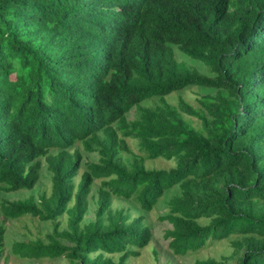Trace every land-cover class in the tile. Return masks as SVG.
Segmentation results:
<instances>
[{
  "label": "trees",
  "instance_id": "obj_1",
  "mask_svg": "<svg viewBox=\"0 0 264 264\" xmlns=\"http://www.w3.org/2000/svg\"><path fill=\"white\" fill-rule=\"evenodd\" d=\"M192 86L197 107L166 100ZM41 159L48 195L1 198L0 259L5 220L31 216L51 229L17 256L128 264L153 233L113 197H166L173 254L235 235L196 264H264V0H0V192L33 189Z\"/></svg>",
  "mask_w": 264,
  "mask_h": 264
},
{
  "label": "rangeland",
  "instance_id": "obj_2",
  "mask_svg": "<svg viewBox=\"0 0 264 264\" xmlns=\"http://www.w3.org/2000/svg\"><path fill=\"white\" fill-rule=\"evenodd\" d=\"M176 58L179 60H186L190 64H195L191 60L185 58L180 51L175 49ZM198 66V65H197ZM174 91L166 96V100L172 104H177L178 97L183 98L194 106H198L197 98L200 96V89L198 87L192 86L188 87L180 92ZM133 109L129 114V117L133 113ZM195 125L199 124V121L192 118ZM126 141L130 149L137 154H142L139 151V140L137 138H126ZM78 148L81 149V144L78 142L76 144ZM85 159L97 160L98 155L84 154ZM42 172L39 182L36 186L31 189L17 190L7 194L0 192V201L2 197H6L10 200L17 198H25L30 194L38 197L41 193L48 195L51 190L50 173L45 167V162L43 159ZM146 168H165L169 169L176 165V159H165L163 157L148 158L144 161ZM96 183H98L96 181ZM96 185V184H95ZM114 207H129V221L137 215H145L144 222L146 225H150L153 233L152 239L147 245L139 249V255L129 257L127 259L128 264H196L197 260H203L209 257L219 259L221 256H228L232 254L233 246L231 245V239L236 237L235 235L224 238V239H214L207 242V246L189 251L184 255L173 254L168 247V239L163 236L165 229L169 228L170 225L166 221L159 220V216L166 211L165 200L166 197H162L157 205L149 212H144L139 210L131 200H123L122 198L113 197ZM141 213V214H140ZM92 216V213L89 214ZM66 215L64 214L60 219L65 224ZM2 218V216L0 217ZM204 222H208V219H201ZM148 225V226H149ZM5 240H4V251L0 259V264H68V260L65 257L58 259L43 258L39 260L27 259L17 256L12 253L11 246L16 240H28L30 238H35L38 235H45L51 229V224L49 222L39 221L37 218L31 216H23L18 219H6L5 220ZM119 254L113 255V259L117 260ZM236 257L230 259V263L233 264Z\"/></svg>",
  "mask_w": 264,
  "mask_h": 264
}]
</instances>
